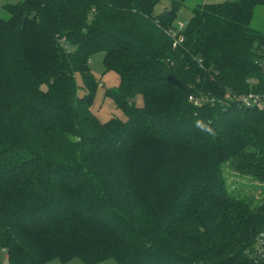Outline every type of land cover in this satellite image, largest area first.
Instances as JSON below:
<instances>
[{
    "label": "trees",
    "instance_id": "1",
    "mask_svg": "<svg viewBox=\"0 0 264 264\" xmlns=\"http://www.w3.org/2000/svg\"><path fill=\"white\" fill-rule=\"evenodd\" d=\"M163 1L3 6L0 251L9 264H264V197L228 177L264 185V112L232 99L264 91V33L251 27L264 0L197 5L180 30L187 0L155 14ZM99 53L119 76L106 96L125 120L91 111Z\"/></svg>",
    "mask_w": 264,
    "mask_h": 264
},
{
    "label": "rangeland",
    "instance_id": "2",
    "mask_svg": "<svg viewBox=\"0 0 264 264\" xmlns=\"http://www.w3.org/2000/svg\"><path fill=\"white\" fill-rule=\"evenodd\" d=\"M20 1L21 0H0V19H7L9 17L6 11L3 9L2 5L6 3H17ZM226 1L235 2L238 0H187L184 3V6L178 12L175 24L179 30L180 28L184 27L192 15L193 8H195L197 5L213 4V3L216 4ZM168 7H170V2L168 0L163 1L161 4H159L156 7L155 14L158 15L162 13ZM251 27L254 30L261 31L264 33V6L257 7V9L255 10ZM103 58H104V54L99 53L94 55L90 60L91 73L94 76L95 80L99 83L97 90L95 92V98L91 111L101 122H107L113 118L125 120L126 116L124 112L117 107L115 101L111 97L106 96L107 91L117 92L119 90L120 79L119 76L113 71L105 72V68L103 66ZM76 81L78 85L82 86V77L80 74L76 76ZM135 105L138 107L143 106V99L141 96H137L135 98ZM228 177L230 178L231 182L233 181L236 183L233 184V188H237L238 184H243L246 185L247 187H251L252 185V188H248L249 191L248 193L252 194L256 199L258 198L260 199L261 197L262 198L264 197V195L262 196L260 195L262 193L260 188H264V185L258 182H253L251 179L248 180L247 179L248 177L245 178L243 176L234 173L228 174ZM0 264H9L4 251H0ZM48 264H84V263L79 259H74L67 263H62L58 260H54ZM98 264H116V262L114 260H108Z\"/></svg>",
    "mask_w": 264,
    "mask_h": 264
},
{
    "label": "built area",
    "instance_id": "3",
    "mask_svg": "<svg viewBox=\"0 0 264 264\" xmlns=\"http://www.w3.org/2000/svg\"><path fill=\"white\" fill-rule=\"evenodd\" d=\"M181 29V28H180ZM183 29V27H182ZM174 38V47L177 45L181 44L183 42V35L178 34L176 35L175 33L173 34ZM230 97V94H227V98ZM232 99L238 100L242 106H245L247 108L253 107L261 112H264V91L260 94H256L254 92H249L246 94H243L241 96H233ZM190 100H193V98H190ZM198 104L197 102H195ZM260 246L264 247V233L262 234V237L260 239ZM264 249V248H263Z\"/></svg>",
    "mask_w": 264,
    "mask_h": 264
},
{
    "label": "crops",
    "instance_id": "4",
    "mask_svg": "<svg viewBox=\"0 0 264 264\" xmlns=\"http://www.w3.org/2000/svg\"><path fill=\"white\" fill-rule=\"evenodd\" d=\"M22 1V0H21ZM5 5V4H4ZM4 5H2V7L4 6Z\"/></svg>",
    "mask_w": 264,
    "mask_h": 264
}]
</instances>
